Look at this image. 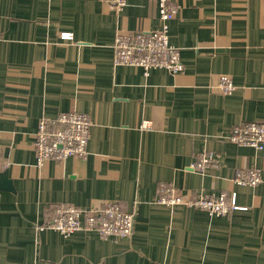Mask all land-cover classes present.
<instances>
[{"label": "crops", "instance_id": "obj_1", "mask_svg": "<svg viewBox=\"0 0 264 264\" xmlns=\"http://www.w3.org/2000/svg\"><path fill=\"white\" fill-rule=\"evenodd\" d=\"M169 41L183 69L114 64L116 34L160 26L157 0H0V264H264V146H239L233 126L264 121V0H170ZM70 31L64 42L59 32ZM220 74L237 90L209 89ZM77 110L91 121L87 154L36 165L41 117ZM148 120L150 126L142 127ZM215 160L191 164L200 152ZM255 170V186L233 180ZM235 194L224 215L155 202ZM117 201L134 213L127 237L43 228L57 203Z\"/></svg>", "mask_w": 264, "mask_h": 264}, {"label": "built area", "instance_id": "obj_2", "mask_svg": "<svg viewBox=\"0 0 264 264\" xmlns=\"http://www.w3.org/2000/svg\"><path fill=\"white\" fill-rule=\"evenodd\" d=\"M128 0H109L113 10H119ZM160 26L155 29H136L125 34H116L112 49L114 64L138 66L144 75L152 68H163L171 73L181 72L183 64L179 49L170 43L169 22L177 12V5L170 0H157ZM59 39L64 42L73 40L70 31L59 32ZM211 90L228 94L237 90L232 79L220 74ZM92 121L90 117L77 110L64 111L54 117H41L34 133L33 148L36 165L46 160L64 161L68 157H83L87 154V142ZM150 126L148 120L142 127ZM228 138L239 146L261 149L264 146V122L245 121L233 126ZM215 160L210 152H200L192 168L201 169ZM233 180L239 184L255 186L261 181L259 174L252 169L237 170ZM155 202L172 207L184 205L200 208L210 214L224 215L240 206L236 204L235 194L198 192L194 197H186L174 184L159 188ZM134 213L124 211L117 201H102L88 206L70 203H57L52 208V215L38 229L50 228L63 235L76 231H94L102 237H127L133 230Z\"/></svg>", "mask_w": 264, "mask_h": 264}, {"label": "water", "instance_id": "obj_3", "mask_svg": "<svg viewBox=\"0 0 264 264\" xmlns=\"http://www.w3.org/2000/svg\"><path fill=\"white\" fill-rule=\"evenodd\" d=\"M0 190L14 191L12 180L7 176L5 172H0Z\"/></svg>", "mask_w": 264, "mask_h": 264}, {"label": "rangeland", "instance_id": "obj_4", "mask_svg": "<svg viewBox=\"0 0 264 264\" xmlns=\"http://www.w3.org/2000/svg\"><path fill=\"white\" fill-rule=\"evenodd\" d=\"M208 87H209V85H208ZM209 89H210V88H209ZM213 91H215V90H213ZM216 92H217V91H216ZM218 93H219V92H218ZM221 94H222V93H221ZM263 122H264V121H263ZM196 158H197V157H196ZM194 161H195V160H194ZM207 165H208V164H207ZM207 165H205V166H207ZM205 166H204V167H205ZM201 169H203V168H201Z\"/></svg>", "mask_w": 264, "mask_h": 264}]
</instances>
